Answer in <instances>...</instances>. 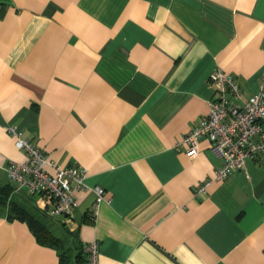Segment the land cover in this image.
<instances>
[{
    "label": "crops",
    "instance_id": "obj_1",
    "mask_svg": "<svg viewBox=\"0 0 264 264\" xmlns=\"http://www.w3.org/2000/svg\"><path fill=\"white\" fill-rule=\"evenodd\" d=\"M216 69L258 91L264 0H0V184L26 160L17 137L85 172L72 218L33 195L70 264L92 241L98 264H264V153L215 180L206 137L195 156L176 147ZM0 264L59 254L0 211Z\"/></svg>",
    "mask_w": 264,
    "mask_h": 264
},
{
    "label": "built area",
    "instance_id": "obj_2",
    "mask_svg": "<svg viewBox=\"0 0 264 264\" xmlns=\"http://www.w3.org/2000/svg\"><path fill=\"white\" fill-rule=\"evenodd\" d=\"M209 80L215 95L208 102V113L199 118L176 147L195 156L198 141L206 137L212 153L222 159L214 172V179L223 180L235 170L243 169L247 159L264 153V74L258 91L247 97H243L237 81L221 69L214 70ZM15 146L26 154L24 162H14L7 167L15 190L24 189L32 195L42 196L52 216L72 218L76 207L74 193L84 187L85 172L54 163L39 147L20 137L16 138ZM207 184V181L199 184L196 193H204ZM94 191L95 208L104 198L102 188L95 187ZM84 251L86 261L83 264H98L96 241L85 244Z\"/></svg>",
    "mask_w": 264,
    "mask_h": 264
},
{
    "label": "trees",
    "instance_id": "obj_3",
    "mask_svg": "<svg viewBox=\"0 0 264 264\" xmlns=\"http://www.w3.org/2000/svg\"><path fill=\"white\" fill-rule=\"evenodd\" d=\"M0 211H4L9 219L26 221L38 242L53 246L58 250L59 264H70L69 251L71 248L68 245V236L65 235L62 238L50 230L48 226L50 217L35 205L32 194L24 189L16 191L11 181L7 184H0ZM76 258L79 259V264L86 261L84 245L79 247Z\"/></svg>",
    "mask_w": 264,
    "mask_h": 264
}]
</instances>
